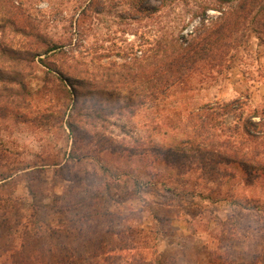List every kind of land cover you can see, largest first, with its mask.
<instances>
[{
    "label": "rangeland",
    "instance_id": "rangeland-1",
    "mask_svg": "<svg viewBox=\"0 0 264 264\" xmlns=\"http://www.w3.org/2000/svg\"><path fill=\"white\" fill-rule=\"evenodd\" d=\"M0 4V22L15 16L33 26L31 36L8 24L2 34L24 58L31 59L33 43L58 46L31 62L0 55L3 71L18 73L26 86H8L23 104L0 111L1 257L18 261L42 250L30 233L39 218L82 256L107 243L153 264H264V174L255 170L251 178L235 160L220 165L224 177L203 180L200 156L178 170L143 149L177 146L211 115L221 140H245L239 132L247 120L260 123L256 132L264 136V9L244 0ZM226 20L229 33L214 52L179 71L165 91L152 89V79L167 78V63L198 50ZM60 74L79 91H98L86 97V119L94 98L108 106L82 132L68 126L74 101Z\"/></svg>",
    "mask_w": 264,
    "mask_h": 264
},
{
    "label": "trees",
    "instance_id": "trees-1",
    "mask_svg": "<svg viewBox=\"0 0 264 264\" xmlns=\"http://www.w3.org/2000/svg\"><path fill=\"white\" fill-rule=\"evenodd\" d=\"M245 2H251L254 4L259 5L262 9H264V0H244ZM4 3V2H3ZM2 4V3H1ZM1 9L5 6L1 5ZM10 8L13 9V7L10 5ZM17 7H14L16 9ZM0 22V55L1 56H11L13 59H26L24 58V53L20 51L21 48H17L12 44V40H7L9 44L6 42H3V31L7 28L6 25L8 24L10 27L14 26L15 30H19L22 33H25L26 35L30 34V28L33 27L30 24L24 27L21 25V23L15 18V16H4ZM216 31L210 32L205 37V44H203L198 50L193 47L188 48L187 51L184 53V57H175L171 60L170 63H167L165 67L162 70V75H166L167 78L163 79L162 82L155 81L152 79L150 81V86L152 89H160L161 91H165L168 89L175 81L177 82L178 79H175L177 77L176 74L179 73V71H186L192 69L191 65L194 64L195 61L198 59H203L204 55L209 54L210 52H214V46L218 44V42H221L222 35L224 33H229L230 25L227 23V20L225 23H223L221 26L216 27ZM222 34V35H221ZM38 37V34L36 35ZM35 37V38H37ZM46 44V42H45ZM48 44V43H47ZM18 45V44H17ZM29 45V44H28ZM44 46V45H43ZM43 46L40 44L33 43L32 46L29 45L28 48V54L29 57L31 56V59L35 58V56H42L43 54H48L50 51H53L58 46L56 43L50 42L47 47L43 50ZM24 47V46H23ZM31 59L26 61H30ZM181 60H184L181 62ZM33 61V60H32ZM43 61V60H42ZM155 70V69H153ZM158 73V70H155V73L153 74V77ZM181 73V72H180ZM66 75V74H65ZM62 82L66 81L67 84L70 85L71 89L68 90V94L71 97V100L73 104V113L71 114V119H68V126L72 132H82L81 128L87 123V119L92 120L93 124H96L94 122V119L101 118V115L96 110H106L107 105H104L100 102V100L97 98H94L92 100V107L90 106V109L92 108L93 112H89L87 119L84 116L80 114L81 109L87 101V95H91L88 93H91V90L87 93H84L82 91H79L76 80L74 78H71L70 76H64L60 74ZM20 84L22 88H26L24 81L19 77L18 73H6L3 71V69L0 66V111L4 110H15L16 107H20L21 103L23 102L16 100L12 98V93L8 92V86L12 84ZM66 86V84H64ZM89 86L91 84H88ZM99 84L95 85L94 87H97ZM112 87V85H111ZM92 88V87H91ZM2 92H6L7 94H4ZM96 93L98 91H95ZM109 92H105V94H108ZM110 94V93H109ZM73 96V98H72ZM4 99V103L1 102ZM77 112V113H75ZM74 113L77 114V117L80 118H74ZM210 116V115H209ZM192 118V117H191ZM84 121V122H83ZM79 122L82 124L80 126ZM213 119L212 115L208 118L200 117V122H194L192 124L191 132L190 134H187L188 136L184 139H182L181 143L177 146H170L166 148L164 145L160 144H152L148 147H143V149L154 152L155 154L161 155L164 159L163 161H166V164L168 166H174L178 170L182 169H188L194 160V157L196 159V156H200L202 160H199L203 171L201 178L203 180L208 181H215L217 179V175L224 177V175L227 174L228 170L225 168H221L220 165L222 164H230L231 162L235 160H239L238 162L245 168L246 174L249 177H254L256 173L255 170H259V173L264 174V163L261 160H264V136H258L256 130L260 128V123H254L250 120H247L248 122L246 124V127L239 132L237 130H234V128H229V132L235 133L239 132L240 134L245 135V140L242 139L240 142L234 140L231 136L227 137L225 140L219 139L217 136L218 131H215V125L212 124ZM90 123V124H91ZM253 130H251V128ZM85 131V130H84ZM80 136V135H78ZM228 136V135H227ZM113 148L116 150L124 149L123 144L118 143L113 145ZM145 152V151H143ZM142 153V152H140ZM146 154V153H144ZM206 158V159H205ZM170 160V161H168ZM209 164V165H208ZM191 169V168H190ZM255 171V172H254ZM258 173V174H259ZM4 180V179H3ZM0 180V181H3ZM7 180V179H5ZM200 181V180H199ZM2 199L0 198V201ZM257 206V205H256ZM258 208V206H257ZM34 223L33 228H31L30 233L31 235L36 238L40 239L43 245L41 246L42 250H38V252H35L34 254H30L27 257L24 255L22 258H20L18 261H13L12 257H1L0 256V264H153V261L146 260L144 257H133L128 258L123 256V249L117 247L114 244H107L104 245L100 244L97 247H95L93 250L89 251L87 254H77L74 248H72L69 244H67L64 241H61L57 234L51 229V227L45 222H43L41 219L37 218ZM82 231V227L80 229V232ZM35 239V240H36ZM107 247H109V250L106 251ZM13 248H11L9 251H11ZM50 254V260L46 257H49L46 253ZM55 251L61 252L57 257L53 256L52 253ZM42 255V256H41ZM126 258V259H124ZM54 259V260H53Z\"/></svg>",
    "mask_w": 264,
    "mask_h": 264
}]
</instances>
